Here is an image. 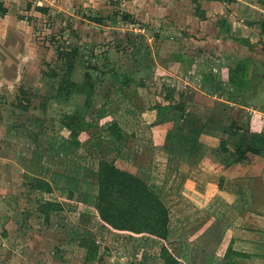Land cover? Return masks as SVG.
I'll return each mask as SVG.
<instances>
[{
    "label": "rangeland",
    "instance_id": "1",
    "mask_svg": "<svg viewBox=\"0 0 264 264\" xmlns=\"http://www.w3.org/2000/svg\"><path fill=\"white\" fill-rule=\"evenodd\" d=\"M5 3L10 11L4 17L0 15V264H166L161 257V240L103 225L95 208L97 177L86 169H97L104 152L100 140L106 139L105 146L111 144L110 148L106 146V156L115 154L121 167L141 175L162 192L172 189L171 193L180 194L189 179L191 183L197 178L204 183L212 182L207 176L201 177L200 166L177 160L179 155L188 153L179 141L173 140V144L169 140L168 145L179 146L180 150L172 148L168 151L170 155L158 153L151 159V126L157 119V109L152 107L168 104L169 93L170 102L185 100L187 96L188 110L206 122L203 125L206 131L219 128L217 122H222L225 115L233 116L254 131L253 121L262 120L264 114V0H5ZM100 19L104 20L99 22ZM126 33L134 36V46L128 44ZM76 47L79 56L73 76L83 83L94 84L90 104L86 92L75 93L68 101L50 95L55 90L51 88L56 80L53 74L57 71L64 74L60 53ZM133 47L142 49L144 55L151 52L138 67ZM184 53L194 59H179ZM211 55L213 63L206 64L204 59ZM240 59L251 60L250 75L258 82L242 97L232 96L234 88L227 81L223 84L225 90L218 94L208 86L202 88L203 73L212 68L224 80L228 68ZM112 68L118 71L130 68L135 81L121 89ZM240 100L244 103L241 107L231 104ZM44 102L46 108L42 106ZM212 111L214 114L205 121L203 118ZM225 111L229 114H224ZM75 113L94 125L82 133L90 138L86 137L88 144L77 150L71 148L69 130L61 126L65 115ZM117 119L130 134L124 146L114 143L105 130ZM223 129L219 128V144L213 149L219 159L225 158L219 147L222 138L230 139ZM230 144L235 149L233 140ZM119 146L125 150L123 154L116 153ZM188 157L190 160L191 156ZM254 164L241 172L249 170L251 178L264 174V158ZM227 171L222 173L241 178L235 171ZM38 176L52 182V193L30 187ZM190 196L188 191L184 192V197L172 208L173 233L169 244L179 255L180 264H221L229 247L244 253L234 258L227 253L228 259L233 258L238 264H264L262 196L258 197L257 206L245 213L244 227H236L239 223L235 222L231 242L229 238L219 243L208 238L209 245H204L207 241L199 234L210 227L212 213L219 211L225 218V213L231 210L224 208V202L216 203L210 210L200 207ZM48 199L63 204L62 210L52 212L50 221L39 210L40 202ZM204 200L198 198L201 203ZM222 235V231L215 234ZM214 249L219 253L214 254Z\"/></svg>",
    "mask_w": 264,
    "mask_h": 264
},
{
    "label": "trees",
    "instance_id": "2",
    "mask_svg": "<svg viewBox=\"0 0 264 264\" xmlns=\"http://www.w3.org/2000/svg\"><path fill=\"white\" fill-rule=\"evenodd\" d=\"M21 11V8H19ZM9 12V7L6 5L5 0H0V14L5 16ZM24 18V17H23ZM98 21L97 19H94ZM104 19H100L99 22ZM118 20V19H117ZM116 20V21H117ZM128 44L132 43L134 46V36L126 33ZM121 39V37L119 38ZM121 45V44H120ZM119 46V45H118ZM136 48V47H133ZM135 52V51H134ZM136 54H132L136 57L137 67L142 64L144 56L150 55L148 51L144 55L142 49L136 48ZM64 59V74L55 72L53 77L56 78L51 83V88L55 89L50 93L51 97L58 100L68 101L74 96L75 93L87 94L88 104L94 94V84L83 83L74 78L73 72L76 69L77 59L79 56V48H73L71 51H64L60 53ZM188 56V58L186 57ZM192 61L194 57L189 53H184L179 59L183 58ZM213 55L210 58L204 59L206 64L212 62ZM214 58V57H213ZM191 59V60H190ZM250 59H240L236 65L228 68L227 75L224 80L219 77L218 73L212 68L209 72L202 74V88H213V93H221L224 91L227 81L234 88L233 95H240L247 92L253 84L257 82L256 77L250 75ZM148 67L153 68V65L148 63ZM116 74L117 79L121 82V89L131 85L135 81V76L132 70L128 68L125 71H118V69L112 68ZM121 72V73H119ZM258 83V82H257ZM167 100L172 101V94H167ZM168 104H156L153 109H157V119L154 124H159L165 121H172L174 128L178 129L176 139L182 144L184 140H188V134L182 132L184 122H193L195 126L191 127L193 133L190 136H198L204 129L202 125L197 127V123H201L202 118L188 110L187 100L170 102ZM238 103L244 104L243 101ZM44 108L47 106V102L42 104ZM164 117V118H163ZM229 120L228 124L226 121ZM183 121V122H182ZM225 133L230 135L229 137L222 138L220 143V150L225 153H229L231 148L229 141L233 140L236 144L235 149L232 150L233 159L226 167L225 170L235 171V175L239 177H245V173L241 172L243 168L254 164L264 152V132H254L249 125L241 124L240 121L231 115H225L221 122ZM220 125V127H222ZM62 128L65 127L70 132V141L76 148L82 145L80 136L84 131L90 130L94 125L89 123L84 116L75 114H67L62 118ZM108 135L114 139V143H121L123 146L127 144V140L130 134L119 124L118 121H113L105 127ZM242 132H250V134L244 135ZM132 135L135 136L133 133ZM169 140L171 136H169ZM251 138V142L247 140ZM122 146H119L121 150ZM97 182L98 193L96 196V211L97 216L104 226L119 231L129 232L132 234H146L155 237L163 242L161 249V257L166 264H180L179 257L176 251L169 244L170 237V220L171 209L165 202L162 196V190L156 185L151 184L147 179L141 175L134 173L128 169L121 167L117 164L116 160L108 158H99L97 163ZM225 176L222 175L220 185L223 184ZM30 187L33 190L43 189L44 192L52 193L54 186L52 182L46 178L36 177L31 182ZM63 209V204L58 200L48 199L41 201L39 210L45 215V219L50 221L52 212L60 211ZM86 246V243H82ZM94 252V249H90ZM95 251L97 249L95 248ZM228 254L244 255L239 251H234L232 247H229ZM91 256H95L92 254Z\"/></svg>",
    "mask_w": 264,
    "mask_h": 264
},
{
    "label": "crops",
    "instance_id": "3",
    "mask_svg": "<svg viewBox=\"0 0 264 264\" xmlns=\"http://www.w3.org/2000/svg\"><path fill=\"white\" fill-rule=\"evenodd\" d=\"M17 10L19 11V9H17ZM9 11H10V9H9ZM1 16H3V15H1ZM17 16H18V18H20L18 14H17ZM20 19H22V18H20ZM201 92L206 93L205 90L204 91L202 90ZM185 100H187V96H186ZM231 104L233 106L234 105H238L239 107L242 106V104H240L238 102L237 103H231ZM228 105H229V103H226V106H228ZM238 106H235V107L238 108ZM232 109H233V107L231 108V110ZM213 114H214L213 111L211 113H207V116L204 117L203 119L205 121H207L210 119V117ZM224 114H229V111H225ZM262 118L263 119L260 121H257V120L253 121L252 127L255 128L254 131L264 132V114L262 115ZM117 120H118L119 124L126 130V127L124 126V124H122L123 122H121V120H119V119H117ZM205 123L206 122L197 123L198 124L197 127H200L202 125L201 129H204V131H202L196 137L190 136L191 133L189 132V130H191V127L195 126V124H193V122H184L183 123L184 128H183L182 132L185 134H188V136H187L188 140H184L183 143L186 146L188 153L186 156L184 154L179 155L177 160L180 161V163L181 162L187 163V161H191L188 165L193 163L192 165L200 166L199 169L201 172L199 174L200 175L203 174L201 177L207 176L208 180L211 179L210 181H212V182L204 183V182H201V178H197L196 179L197 182L192 180L193 183H191L190 182L191 180L189 179V180H187V182H184V185H182V187H181L182 190H181L180 194H179V192L175 193V194L171 193L170 191H172V189H168L167 193L162 192L163 199L165 200V202L168 204V206L171 209L169 241H171L172 233H173V229H172V226H173V224H172V208H174V206L178 205L177 202L180 201L179 199L182 196L184 197V192H186V191H188L189 194H192V196H190L191 199L198 202L200 204L198 206H200V207H207V209L210 210L211 206L214 207L216 203L224 202L225 203L224 208L231 210V211H228L229 212L228 214L225 213V215L227 216V217L225 216V218H222V216L224 214L221 215V213L219 211H216L215 214L213 212L212 214L214 216H212L210 227L208 228V226H207V228H205L204 232L199 234L200 235L199 237L206 239V241L209 238L212 240L213 239L217 240L218 243L220 241L227 239V238H229V240H230L229 242H231L232 241L231 237L233 238V234H234V231L232 228L233 225L239 223V224H237L236 227H244L243 226V218H244L245 213L254 209L255 206H257L256 203L258 202L257 201L258 197L262 196L263 202H264V174L262 173L261 175H257V176L254 175L255 177H253V178H251L252 176H251V174H249V170L245 173L246 174L245 177H241V178H235L234 176H229V175L226 176L227 173L223 174L222 172L226 169V167L229 165V163L231 162V160L233 158L232 155H229V154H232V150H233L232 148L233 147L230 144L231 150L228 153V155L226 156V153H225V158L219 159L217 157V155L214 154L213 149H216L217 144H219L217 142H219V139H220L219 137L221 134V130H219V128H220L221 122L220 121L217 122V125L219 127V128H216L217 130L212 129L210 131H206V129L204 128L203 125H205ZM210 123H212V122H210ZM151 130H152V134H153L152 135L153 144H152V147L150 148V150L152 152L150 154L151 159H154V157L158 153H162V154L168 153L170 155V152H168V151L172 150V148H174L175 145L173 147L170 145V147H169V145H168V143H169L168 141L170 139L169 136H171V139L175 138L176 141L180 140L179 138L176 139L178 129L174 128L173 122L167 121V122H162L159 124H153V126H151ZM86 137H88V136L85 135L83 137L81 134L80 139H81L82 145L88 144L89 140L86 139ZM105 140H102V139L100 140L101 142H103L102 150L104 152L102 153V155H104V156L100 155L99 158L105 157L108 159H114V160H116L117 164H119V158L115 154L113 155V157L106 156V146L108 145L107 148H110L111 144H107L105 146V142H106ZM247 140L251 142V138L250 139L247 138ZM95 142L99 144L98 141H95ZM172 143L175 144L174 141H172ZM93 145H95V143H93ZM166 145H168V146H166ZM165 146L167 148H165ZM68 147H70V146H68ZM73 147L74 146L72 145L71 148H73ZM176 148H178L180 150L179 146H176L174 149H176ZM75 149L77 150V148H75ZM120 149H121L120 152H118L119 148H117L116 153L123 154V152L125 150L122 147ZM197 149H201V150L198 153H196ZM202 149H203V154L201 155ZM189 155L191 156L190 160L188 157ZM196 156H197V158H196ZM263 158H264V152H263V155L261 156V158H259L255 163H257L259 160H262ZM253 165H255V164H253ZM253 165H250L251 168ZM221 166H223V167L220 169ZM224 166H225V168H224ZM247 168H250V167H247ZM86 170L91 171L90 174L91 175L94 174L96 177L97 172L95 169L89 167ZM172 171H174V170H172ZM227 172H229V171H227ZM134 173H136V172H134ZM220 175L225 176L222 185H220L221 180L218 181L221 177ZM198 177H199V175H198ZM210 177H212V178H210ZM218 177H219V179H218ZM256 183H257V185H256ZM181 193H183V194H181ZM170 194L172 195L171 199H170V197L168 199H166V196H168ZM202 197L205 199L203 203L198 201V198L201 199ZM198 203H196V204H198ZM239 215H240V219H239L240 221L238 220ZM235 222H237V223H235ZM240 224H242V226ZM218 231L223 232L222 237H218V236L216 237L215 236V234H217ZM204 245H209V240ZM214 250H215L214 254L219 253L218 249H214ZM208 253L211 254V252H208ZM227 253H228V248H227L225 254H223V257H222L223 259H222L221 264H229L228 262H232V263L234 262L233 264L239 263L238 261H236L233 258L228 259ZM178 257H179V255H178ZM225 257H227V258H225ZM179 260L181 263L180 257H179ZM208 264H212V262H210Z\"/></svg>",
    "mask_w": 264,
    "mask_h": 264
}]
</instances>
